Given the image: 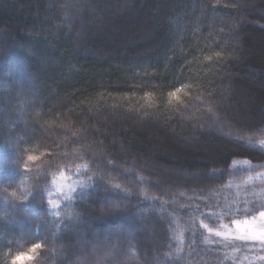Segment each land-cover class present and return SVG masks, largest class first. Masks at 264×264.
Instances as JSON below:
<instances>
[{
	"label": "trees",
	"instance_id": "obj_1",
	"mask_svg": "<svg viewBox=\"0 0 264 264\" xmlns=\"http://www.w3.org/2000/svg\"><path fill=\"white\" fill-rule=\"evenodd\" d=\"M60 2L0 0V264H12L34 243L44 246L31 254L33 259L17 264H61L77 237L56 227L60 218L53 213L66 217L78 205L85 214L100 216L102 207L121 194L103 193L102 185L100 191L89 189L90 195L78 191L76 200L68 202L57 199L56 187L62 184L67 192L73 182L85 180L78 165L88 164L89 175L107 176L96 165L108 159L132 176L148 177L154 187L116 176L114 182L132 189L131 206L127 214L93 220L91 232L96 238L117 231L134 234L149 264H157L153 241L173 234L169 220H188L172 215L181 202L187 203L179 192L223 202L236 195L242 179L228 175L233 159L264 165L259 149L238 144L213 127H199L195 109H182L175 100L168 104L169 92L181 88L177 98L184 102L189 98L184 92L197 94L204 83L206 90L223 93L224 110L238 112L242 123L260 126L264 0H220L219 5L216 0H87L90 7L75 18L65 14ZM233 4L246 7L237 10ZM235 24L240 26L233 32ZM221 29L232 32L225 49L204 41L209 33L219 38ZM206 46L226 55L237 49L232 52L236 59L213 75L214 68L204 67ZM193 58L197 62L189 67L186 61ZM145 92L154 108L142 107ZM65 155L70 158H60ZM212 169L221 171L209 175ZM230 182L231 189L224 187ZM141 188L169 204L162 208L159 201L140 197ZM13 191L18 197L30 195L16 201ZM50 199L59 208L52 209ZM70 258L84 264L83 258Z\"/></svg>",
	"mask_w": 264,
	"mask_h": 264
},
{
	"label": "snow or ice",
	"instance_id": "obj_2",
	"mask_svg": "<svg viewBox=\"0 0 264 264\" xmlns=\"http://www.w3.org/2000/svg\"><path fill=\"white\" fill-rule=\"evenodd\" d=\"M216 4L219 5L220 0H216ZM124 6L126 5H121V7ZM60 7L67 16L75 18L90 5L87 0H61ZM224 7H229V5L225 4ZM231 7L239 10L246 5L233 4ZM92 10L95 11V9ZM239 26V24L233 25V32ZM261 26L264 27V25ZM209 27L212 26L209 25ZM217 35L219 38L213 39L212 33H209L203 39L205 42L211 41L212 46L217 49H225L227 41L232 38V32L225 33L221 29ZM197 39H200L199 34H197ZM202 51L208 52L207 55H203L204 67L209 68L210 71L214 68L215 71L212 74L216 75L226 62L236 59L232 52L237 49H232L227 55L224 51H209L207 46ZM196 62V58L186 61L189 67ZM206 83L211 85L214 81L207 80ZM184 87L188 88L191 85ZM200 89L197 94L184 92V95L189 98L181 102L177 94L182 89L177 88L168 93V104L172 105L175 100L182 109H195L200 114L196 117L199 127L203 128L206 125L213 127L238 144L259 149L264 154V138H257L258 135L264 137V112L261 114L260 126L253 127L250 123H242L238 112L224 110L226 98L223 93L217 94L215 88L211 91L206 90L204 83L200 84ZM124 99H128L127 93ZM142 99L145 101L142 107L150 109L156 106L150 93L145 92ZM145 114L147 115V112ZM75 135L76 133H73V136ZM60 158L68 159L70 156L65 155ZM29 159H34V157H29ZM96 166H103L107 176L100 173L89 175L90 166L88 164L78 165L77 173L86 179L73 182L67 192L64 191V185L57 186L56 191L59 193L57 199L62 198L72 202L76 200L78 191L90 195L89 189L100 191L102 185L103 193L111 191L121 195L109 200L106 206L102 207L100 216L93 217L91 214H85L78 205L77 210L66 217H62L59 211L53 213L60 218L55 226L66 228L69 232H74L77 237L70 253L61 261V264H74L70 258L71 255L83 258L84 264H149L147 254L142 250L136 235L117 231L102 238H96V234L91 232V222L105 216L127 214L132 203L128 198L133 195V192L124 183L114 182L116 176H120L127 183H148L153 187L154 185H151L148 177L132 176L130 170H120L112 159H108L106 164L97 163ZM260 167L264 165L254 164L249 159H233L228 175H241L242 179L239 184L235 185L236 195L231 199L226 197L223 202L217 199L216 203H211L209 196L195 194L187 196L185 192H179V196L185 197L187 203L181 202L180 211H174L172 215L173 217L187 216L188 220L182 224L175 219L169 220V230L173 234L163 241H153L156 253L153 259L157 264H210V262L211 264H245V262L264 264V187H257L258 183L264 185V171L256 170ZM65 171L70 170L65 168ZM220 171V169H212L208 174L212 175ZM61 175L63 176V173ZM224 187L231 189L233 185L230 182ZM29 195L30 193H27L18 197L15 191L11 193L16 201H24ZM139 195L149 201H159L162 208L169 204L163 196H149L144 188L140 189ZM48 204L52 209L60 206L51 199ZM144 227L142 224L141 230ZM43 246L41 243H34L28 249V253L17 254L12 264H17V261L22 259L30 261L33 259L31 254ZM161 247L166 249L162 253L158 251Z\"/></svg>",
	"mask_w": 264,
	"mask_h": 264
},
{
	"label": "rangeland",
	"instance_id": "obj_3",
	"mask_svg": "<svg viewBox=\"0 0 264 264\" xmlns=\"http://www.w3.org/2000/svg\"><path fill=\"white\" fill-rule=\"evenodd\" d=\"M262 171H264V170H262ZM177 174V173H176ZM258 185H259V183H258ZM262 187H264V185H262ZM245 264H247V262H245ZM257 264H260V262H257Z\"/></svg>",
	"mask_w": 264,
	"mask_h": 264
}]
</instances>
